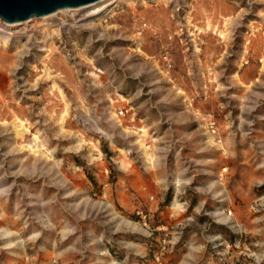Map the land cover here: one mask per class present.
I'll list each match as a JSON object with an SVG mask.
<instances>
[{
  "label": "rangeland",
  "instance_id": "obj_1",
  "mask_svg": "<svg viewBox=\"0 0 264 264\" xmlns=\"http://www.w3.org/2000/svg\"><path fill=\"white\" fill-rule=\"evenodd\" d=\"M88 14L0 32V264H264V0Z\"/></svg>",
  "mask_w": 264,
  "mask_h": 264
},
{
  "label": "water",
  "instance_id": "obj_2",
  "mask_svg": "<svg viewBox=\"0 0 264 264\" xmlns=\"http://www.w3.org/2000/svg\"><path fill=\"white\" fill-rule=\"evenodd\" d=\"M103 0H0V19L6 23H23L60 10L82 8Z\"/></svg>",
  "mask_w": 264,
  "mask_h": 264
},
{
  "label": "bare ground",
  "instance_id": "obj_3",
  "mask_svg": "<svg viewBox=\"0 0 264 264\" xmlns=\"http://www.w3.org/2000/svg\"><path fill=\"white\" fill-rule=\"evenodd\" d=\"M120 2V0H103L101 2H98L96 4L90 5V6H86V7H82V8H73V9H64V10H60L52 15L46 16V17H42L40 18L41 20H43V22H45L46 20H48V18H50L51 16L53 17L54 15H58L60 13H65V12H76V11H81V10H88L89 14H88V18H98L100 19L101 17H103L105 14H107L109 11L113 10V8L115 6H117V4ZM33 21L32 19L29 20ZM3 23V28L0 29V32L9 35V33H7V28H13L15 26H20L23 24H27L28 21L23 22V23H6L5 21L0 19V23Z\"/></svg>",
  "mask_w": 264,
  "mask_h": 264
}]
</instances>
